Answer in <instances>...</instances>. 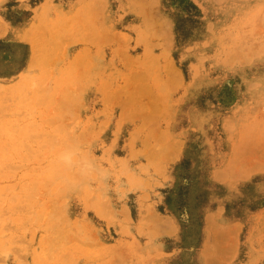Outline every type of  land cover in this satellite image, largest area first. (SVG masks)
I'll list each match as a JSON object with an SVG mask.
<instances>
[{
    "label": "rangeland",
    "instance_id": "obj_1",
    "mask_svg": "<svg viewBox=\"0 0 264 264\" xmlns=\"http://www.w3.org/2000/svg\"><path fill=\"white\" fill-rule=\"evenodd\" d=\"M0 264H264V0H0Z\"/></svg>",
    "mask_w": 264,
    "mask_h": 264
},
{
    "label": "bare ground",
    "instance_id": "obj_2",
    "mask_svg": "<svg viewBox=\"0 0 264 264\" xmlns=\"http://www.w3.org/2000/svg\"><path fill=\"white\" fill-rule=\"evenodd\" d=\"M140 1H141V0H140ZM133 2H134V0H133ZM136 3L138 4L137 6H140V5L143 4L144 2L141 3V4L138 3V2H136ZM139 4H140V5H139ZM143 5H145V4H143ZM143 5H142V6H143ZM145 6H146V5H145ZM145 8L148 9L147 6H146ZM148 10H149V9H148ZM135 11H136V10H135ZM141 11H142V14L145 15V16L143 15L145 18H148V19L150 18L149 15H150L151 13L149 14L147 10H146L147 13H146L145 10H141ZM141 11H140V12H141ZM149 11H150V10H149ZM138 12H139V11H138ZM138 12H136V13H138ZM140 12H139V14H141ZM151 16H152V14H151ZM150 19H151V18H150ZM142 20H143V19H142ZM146 21H147V20H145V23H146ZM150 21H151V20H149V22H150ZM149 22H147V24H148ZM145 23H144V24H145ZM146 26H147V25H146ZM143 29H144V28H143ZM143 29H141V31H143ZM138 34H143V33H138ZM140 36L142 37V35H140ZM140 36L138 37L139 40H140ZM144 36H145V35H144ZM143 39H144V38H143ZM107 85H108V84H107ZM127 94L130 95V93H128V92H127ZM127 94H126V95H127ZM128 95H127V100L124 99V101L126 100L125 103H124V101L121 103L122 105H123V103H124V105H125V107H124L125 110H126L127 107H128V108L130 107V106H126V105H128V104L130 105V104H131V103H129L130 100H128V98L130 97V99H131L132 96H131V95L128 96ZM111 97H112V95H111ZM131 101H132V99H131ZM131 105H133V104H131ZM132 107H133V106H132ZM136 107H137V106H136ZM124 108H123V110H124ZM142 108H143V107H142ZM142 108H141V109H142ZM141 109H139V110H138V109H137V110L134 109V110H136V112H137V114H138L139 111H140ZM125 112H126V111H125ZM132 112H135V111H130V113H132ZM136 112H135V113H136ZM143 112H144V110H143L142 112H140V113H143ZM149 112H150V111H149ZM149 112H148V113H149ZM130 113H126V114H124V112H123V115H124V116L122 115L123 118H124L126 115H128V114L130 115ZM140 113H139V114H140ZM150 113H151V114H149L148 117H150V116L153 114V112H150ZM145 114H146V113H145ZM145 114L143 115V116H144V119H146V118H145ZM133 115H136V114L133 113ZM133 115H132V116H133ZM136 116H137V115H136ZM152 116H153V115H152ZM127 117H129V116H127ZM146 117H147V115H146ZM123 118H122V119H123ZM124 119H125V118H124ZM126 119H127V118H126ZM141 120H142V119H141ZM142 125H143V123H142ZM142 125H141V127H142ZM138 128H139V127H138ZM138 128H136V129L139 130ZM136 129H135V131H136ZM239 141H240V140H239ZM245 141H246V140H245ZM238 144H239V143H238ZM237 146H239V145H237ZM237 146L235 145L234 147H237ZM237 148H238V147H237ZM237 148H236V149H237ZM251 148H252V147H251ZM234 149H235V148H234ZM254 149H255V148H254ZM237 150H239V149H237ZM234 151H235V150H234ZM256 152H257V151H256ZM252 153H253V152H252ZM235 154H236V151H235ZM71 155H72V154H71ZM246 155H247V153H246ZM249 155H250V154H249ZM251 155H252V154H251ZM243 157H244V156H243ZM245 157H246V156H245ZM64 158H65V156L62 157V158L59 160V161L62 162V165H63V163H66V161L63 162ZM80 158H81V157H80ZM234 158H235V157H234ZM69 159H72V158H69ZM239 159H240V158H239ZM243 159H245V158H243ZM79 160H80V159H79ZM237 160H238V159H237ZM68 161H69V160H68ZM77 161H78V160H77ZM245 161H246V159H245ZM235 162H236V161H235ZM68 163H69V162H68ZM237 163H239V162H237ZM66 165H67V164H66ZM60 166H61V164H60ZM243 166H245V165H243ZM239 170H240V169H239ZM236 174H237V173H236ZM227 176H228V175H227ZM76 181H77V180H76ZM73 182H74V181H73Z\"/></svg>",
    "mask_w": 264,
    "mask_h": 264
}]
</instances>
